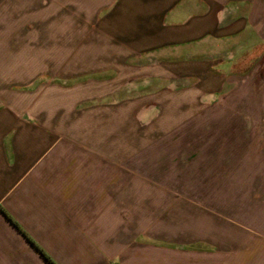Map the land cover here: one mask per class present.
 <instances>
[{
  "label": "crops",
  "instance_id": "crops-1",
  "mask_svg": "<svg viewBox=\"0 0 264 264\" xmlns=\"http://www.w3.org/2000/svg\"><path fill=\"white\" fill-rule=\"evenodd\" d=\"M0 264H264V0H0Z\"/></svg>",
  "mask_w": 264,
  "mask_h": 264
},
{
  "label": "rangeland",
  "instance_id": "rangeland-1",
  "mask_svg": "<svg viewBox=\"0 0 264 264\" xmlns=\"http://www.w3.org/2000/svg\"><path fill=\"white\" fill-rule=\"evenodd\" d=\"M229 43H224V42H216V41H204L202 43L199 44H195L193 46H189V47H185L182 50H170L167 51L164 55H160L163 58H165V60L171 61V60H182V59H207L209 57H212L214 55V53L218 54V57L223 56V57H227L228 55L226 54L227 52H231L234 57H237L239 55V50H231L229 49ZM226 54V55H224ZM239 57V56H238ZM152 61L154 59H151ZM253 61V62H252ZM249 64L248 66H246V70H245V74H241L242 77L247 76V74H249V72H251L254 68V59L248 61ZM240 73V72H238ZM235 79V83L236 85L240 84V75H238L237 77L234 78ZM247 83L249 85H253L254 86V82H244ZM142 85L139 84V86H137V88L141 89Z\"/></svg>",
  "mask_w": 264,
  "mask_h": 264
},
{
  "label": "trees",
  "instance_id": "trees-1",
  "mask_svg": "<svg viewBox=\"0 0 264 264\" xmlns=\"http://www.w3.org/2000/svg\"><path fill=\"white\" fill-rule=\"evenodd\" d=\"M31 244H33L34 245V243L33 242H31ZM36 247V246H35ZM39 250V249H38ZM39 252L45 257V259H47V260H49L44 254H43V252L41 251V250H39Z\"/></svg>",
  "mask_w": 264,
  "mask_h": 264
}]
</instances>
